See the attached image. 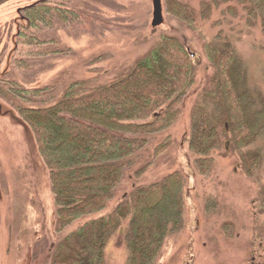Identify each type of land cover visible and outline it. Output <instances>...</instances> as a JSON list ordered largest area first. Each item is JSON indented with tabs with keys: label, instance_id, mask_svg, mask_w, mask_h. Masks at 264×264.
Returning <instances> with one entry per match:
<instances>
[{
	"label": "trees",
	"instance_id": "trees-1",
	"mask_svg": "<svg viewBox=\"0 0 264 264\" xmlns=\"http://www.w3.org/2000/svg\"><path fill=\"white\" fill-rule=\"evenodd\" d=\"M102 6H110L109 0H38L24 7L25 24L18 31L9 70L0 73V97L30 127L48 170L58 238L47 264H105L106 245L121 222L127 229L125 264H159L169 239L185 226L188 180L181 170L133 189L109 213L92 215L106 208L126 170L139 163L156 136L166 133L136 171L137 178L173 146L170 129L196 82L192 49L176 35H162L126 74L103 83L76 81L62 96L56 85L27 86L24 79L65 54L57 32L74 36L75 31L90 33L104 25L94 13ZM165 6L170 16L203 38L214 69L211 85L192 114L189 149L199 173L211 171L221 130L231 132L245 170L259 183L264 212L263 159L252 148L264 133V96L255 97L248 88L234 44L221 35L210 42L202 26L214 10L224 7L231 18L243 13L249 28L260 25L264 31V0H199L198 14L182 0H165Z\"/></svg>",
	"mask_w": 264,
	"mask_h": 264
},
{
	"label": "rangeland",
	"instance_id": "rangeland-1",
	"mask_svg": "<svg viewBox=\"0 0 264 264\" xmlns=\"http://www.w3.org/2000/svg\"><path fill=\"white\" fill-rule=\"evenodd\" d=\"M36 1H0L2 74L9 70L18 31L25 24L20 8ZM162 1L164 21L155 27L153 0H109L110 6H102L99 13L94 11L105 20L104 25L95 24L90 33L75 31L74 36L57 32L65 54L49 61L46 65L51 64L49 68L45 66L36 76L24 77L26 85H56L62 96L76 81L96 79L103 83L126 74L157 46L162 35H176L184 41L192 49L198 69L195 85L182 106V115L170 129L173 146L152 163L147 173L137 178L136 171L149 161L153 146L166 133L156 136L139 163L129 172L126 170L124 181L106 208L92 218L112 211L133 189L181 170L188 180L183 212L185 226L169 239L159 264H264V212L260 210L259 183L245 170L231 132L221 130L215 162L206 175L199 173L195 155L189 149L192 114L201 102L203 91L211 85L214 69L203 38L170 16L165 0ZM182 1L199 13V0ZM223 10L224 7L214 10L212 17L203 21L205 36L209 41H217L221 35L222 40L226 38L234 44L244 62L248 88L255 97L264 96V31L260 25L249 28L243 13L231 18ZM12 110H15L12 105L0 97V264H47L58 238L54 230L56 204L34 135L28 125L19 121L16 110L17 115ZM252 148L262 155L264 181V133ZM126 218L131 220L129 216ZM120 224L106 245L105 264H125L127 229Z\"/></svg>",
	"mask_w": 264,
	"mask_h": 264
},
{
	"label": "water",
	"instance_id": "water-1",
	"mask_svg": "<svg viewBox=\"0 0 264 264\" xmlns=\"http://www.w3.org/2000/svg\"><path fill=\"white\" fill-rule=\"evenodd\" d=\"M1 1V0H0ZM164 21V9H163V1L162 0H153V19H152V25L158 26L162 24ZM15 110H12V114L17 115ZM19 121L26 124L21 117L18 115ZM27 125V124H26Z\"/></svg>",
	"mask_w": 264,
	"mask_h": 264
},
{
	"label": "flooded vegetation",
	"instance_id": "flooded-vegetation-1",
	"mask_svg": "<svg viewBox=\"0 0 264 264\" xmlns=\"http://www.w3.org/2000/svg\"><path fill=\"white\" fill-rule=\"evenodd\" d=\"M26 7V6H25ZM20 10H21V15H20V17L23 19V17H24V14H23V8H20ZM2 42H3V36L1 35V33H0V46H1V44H2Z\"/></svg>",
	"mask_w": 264,
	"mask_h": 264
}]
</instances>
